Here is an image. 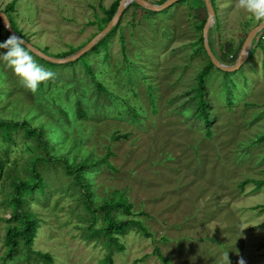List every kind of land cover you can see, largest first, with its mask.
<instances>
[{"label":"rangeland","instance_id":"obj_1","mask_svg":"<svg viewBox=\"0 0 264 264\" xmlns=\"http://www.w3.org/2000/svg\"><path fill=\"white\" fill-rule=\"evenodd\" d=\"M116 1L0 0V11L14 5V30L58 57L100 33ZM214 1L209 42L220 61L233 66L262 21L240 8L239 0ZM135 4L111 30L109 56L102 48L89 55L92 74L84 75L86 56L53 65L32 53L54 73H80L77 79L55 74L32 91L0 55V118L44 125L54 153L71 161L90 155L99 160L112 152V167L100 163L86 173L94 198L102 202L123 192L132 204V214L123 217L140 221L151 233L147 237L132 228L120 235L124 250L114 249V264H167L157 250L170 264H240L241 259L264 264V185L242 186L264 181V30L239 70L215 66L205 78L207 122L198 116L196 91L210 59L202 49L209 16L205 2L180 0L155 13ZM0 34V42L11 35L4 25ZM96 81L108 93H100ZM79 102L86 110L83 119L77 115ZM63 111L71 114V123ZM14 139V144L0 141V264H45L27 261L24 247L15 258L6 254L8 226L14 224L13 170L32 177L25 171L27 141ZM50 184L55 191L46 204L25 195L40 222L34 249L53 255L52 264H102L110 253L107 244L90 235L91 223L82 207H75L71 191ZM102 225L99 217L93 226Z\"/></svg>","mask_w":264,"mask_h":264},{"label":"trees","instance_id":"obj_2","mask_svg":"<svg viewBox=\"0 0 264 264\" xmlns=\"http://www.w3.org/2000/svg\"><path fill=\"white\" fill-rule=\"evenodd\" d=\"M121 0H117L114 5L107 10V17L103 18L106 22L104 26H101V31L108 25V23L115 16ZM214 8L215 1L212 0ZM139 6L138 4H135ZM14 8V5H10L8 9L5 10V13L10 19L11 25L14 29L13 22L10 18L11 10ZM155 13L154 11H149ZM2 19L0 18V31L3 28ZM204 27V26H203ZM202 27V28H203ZM23 38L26 39L23 32L16 30ZM112 31L107 34L93 49L91 52L86 53L82 58H84V66L86 69V74H92L93 69L92 65L89 62V55L92 52H100L101 48L106 49L107 53H104L105 57L109 56V40L112 36ZM1 35V34H0ZM29 41V40H28ZM108 48V49H107ZM82 49V47H81ZM202 49L206 52L204 46V38L202 37ZM213 49V48H212ZM79 49L71 53L60 54L58 57L70 56ZM214 51V50H213ZM215 53V52H214ZM253 54V50L251 55ZM250 55V56H251ZM41 61L39 56L37 57ZM54 65V63H51ZM72 64L71 66H73ZM62 66V65H61ZM64 66V65H63ZM216 68L211 59H209V64L205 67L204 71L199 74L197 77L198 84L196 86L197 99H198V116L205 119V121L210 122L209 115L207 113V108L209 107V102L207 100V92L205 90V78L211 75L212 69ZM219 69V68H217ZM55 74H71L72 77L77 79L80 73H55ZM77 84H80V81L77 80ZM95 85L100 93H108V89L104 86L103 83L96 81ZM77 115L78 118H85L86 110L83 107V103L79 102L77 104ZM65 119L71 123L72 116L68 111H63ZM208 135H211V129H208ZM21 137L24 141H27V147L30 152V156L25 164V171H31V178L25 179L20 177L18 172L13 170L15 178L11 179V196L10 201L13 206V216L11 221L14 224L8 226V232L6 234L5 245L8 248L7 257L12 259L19 254L20 248L24 247L26 252L27 261H31L36 258L45 264H52L54 262V257L50 253H44L42 251H36L34 249L35 235L39 227V220L36 218V214L33 210L30 209V202L26 199V194L33 196L39 200L46 199V201H41L43 204L51 197L52 192L55 190L50 189L52 182L55 186H60L62 189H68L71 191L72 198L75 199L76 206L82 207L83 217L89 223L88 227L90 235L94 237H99L104 240L107 244L110 253L102 261V264H114L113 260V251L114 249H119L120 251L124 250V246L119 243L120 235H125L130 229L136 228L138 232L147 237L151 236V233L148 231L147 227L144 226L140 221L136 220H127L123 215H131L132 204L124 196L123 192L116 191L114 195L110 198L103 199L102 202H97L92 193L91 185H89L86 173L92 168L98 166L100 163H105L109 167H112L109 158L112 156V152H109L106 156L100 158L99 160L95 159L92 155L87 156L86 158H77L74 160H69L65 156H59L54 153L55 145L50 143V140L47 138V133L44 128V125L39 127H33L28 120H14V119H5L0 118V141L8 142L9 144H14L15 137ZM119 138V137H117ZM8 151V148L5 152ZM4 168L3 159L0 156V170ZM68 178V179H65ZM65 179V180H64ZM255 182L258 187L264 185V181H252L247 180L242 183V186ZM40 201V200H39ZM264 209V206H261ZM124 212V213H123ZM101 217L103 220V225L100 228H94V222L98 221V218ZM158 251V257L165 263L170 264L169 258L165 257L163 253Z\"/></svg>","mask_w":264,"mask_h":264},{"label":"water","instance_id":"obj_3","mask_svg":"<svg viewBox=\"0 0 264 264\" xmlns=\"http://www.w3.org/2000/svg\"><path fill=\"white\" fill-rule=\"evenodd\" d=\"M179 1L180 0H167L163 4H154L147 0H121L115 16L108 23V25L100 33H98L88 44H86L82 49H80L77 53H75L74 55L65 57V58H59V57H53V56L47 55L43 51L38 49L36 46H34L30 41H28L27 39L19 35V33L13 29L10 19L6 13L0 11V18L2 19V24L6 27V29L8 30L10 34L15 33L16 35L21 36L25 41H27L29 45H31V48L35 50L33 52L34 54L50 62L62 64V63L76 61L77 59H79L80 57L88 53L90 50H92L107 34H109V32L119 22L125 9L131 3L135 2L144 9L154 11V12H159V11H162L164 9L171 7L173 4ZM203 1L205 2V5L209 13L208 19L204 26V45H205V49L207 51L209 58L211 59V61L217 68L223 71L232 72V71L239 70L249 58L253 41L255 40L257 35L264 30V21H262L256 27H254L252 31L250 32V34L248 35L236 64L233 66H227L224 63H222L220 59L216 56L209 42V31L214 21V18H215V8L213 5V2L212 0H203Z\"/></svg>","mask_w":264,"mask_h":264},{"label":"clouds","instance_id":"obj_4","mask_svg":"<svg viewBox=\"0 0 264 264\" xmlns=\"http://www.w3.org/2000/svg\"><path fill=\"white\" fill-rule=\"evenodd\" d=\"M239 7L244 9L254 20L264 21V0H239ZM0 49H5L2 59L20 78L24 86L36 91L39 86L53 78L55 73L38 64L34 59V49L21 36L12 33L0 42ZM240 264H245L241 259Z\"/></svg>","mask_w":264,"mask_h":264}]
</instances>
